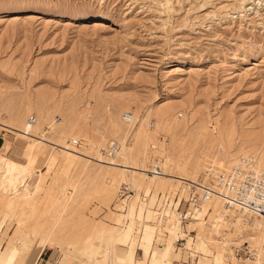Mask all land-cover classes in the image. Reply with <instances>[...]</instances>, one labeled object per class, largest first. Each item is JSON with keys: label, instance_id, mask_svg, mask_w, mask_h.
<instances>
[{"label": "rangeland", "instance_id": "rangeland-1", "mask_svg": "<svg viewBox=\"0 0 264 264\" xmlns=\"http://www.w3.org/2000/svg\"><path fill=\"white\" fill-rule=\"evenodd\" d=\"M125 112L149 114L138 136ZM70 139L80 147H68ZM111 141L132 168L164 170L125 211L113 208L122 171L99 153ZM239 156L264 168V0H0V264L11 249L13 264H102L92 260V246L106 242L98 233L121 228L131 203L135 260L151 229V264L154 249L176 237L174 216L162 230L153 211L181 191L179 178L209 183L218 198L201 225L187 224L194 232L183 249L175 245L173 264H194V256L215 264L225 242L224 264H256L248 244L237 259L231 251L241 213L222 218L224 171ZM33 171L41 178L32 188ZM131 242L120 245L124 253Z\"/></svg>", "mask_w": 264, "mask_h": 264}, {"label": "bare ground", "instance_id": "bare-ground-1", "mask_svg": "<svg viewBox=\"0 0 264 264\" xmlns=\"http://www.w3.org/2000/svg\"><path fill=\"white\" fill-rule=\"evenodd\" d=\"M168 3L169 2L166 1V3H164V6L167 5ZM96 27H97V25H96ZM132 116H133V119L130 122H126V123L131 125L135 121L137 122V125L135 126L134 129H135V136H138L139 133H140L139 131L144 126V123L147 121L146 119L148 118L149 114L145 115L143 119H140L139 117L135 118L133 113H132ZM36 124H37V118H36L35 125ZM156 124H157V122H156ZM19 133H21V132H19ZM22 134H24V133H22ZM19 137L26 138L23 135L22 136L19 135ZM27 137H28V135H27ZM148 137H149V139H148V141H149L151 138L155 137V133L151 132V134L148 135ZM130 150H131V147H126L127 153ZM122 153L123 152L121 151L120 155H119V158L117 160H120L121 158L124 159L125 160L124 165L115 164L114 162L117 161V160L112 161L110 163L106 162L105 164L108 167L109 166L110 167H114V169H116L118 171H122V181H123V183L124 184H131L134 187V189H135L133 191H140L141 188L143 186H145V185L147 186V188H149V187H151L153 185V183H154V181H155V179L157 177H160V176H161V178L164 177L163 176V173H164L163 168H161V167H159L157 165H155V167H154L152 172H148V173L144 169L143 170H137V169H134L135 167L132 168L131 167L132 165H130V163L128 161L129 160L128 156L124 155L125 153L124 154H122ZM129 154H130V152H129ZM70 159H73L74 161H78V162H81V163L83 161H86V162L89 161L87 159L86 155L73 154V155H71ZM102 162H103V160H102ZM121 163H122V161H121ZM262 169H264V168H262ZM107 171H109V170H107ZM35 173L36 172L33 171L30 174V180L33 181V183L30 186L32 188L34 186L36 187L37 182L41 178L40 174H35ZM225 173H227V169L224 171V174ZM224 177H225V175H224ZM185 181H189V180L183 179V178H179V179L176 180V183L178 182V185H179L181 183L183 184ZM3 186H4V188L7 189V191H9L10 187H9V185L7 183H5ZM134 194H135V192H134ZM224 194H225V192L222 195L220 194V198H222V201H223V195ZM217 198L218 197L215 196L211 200V202L209 203L208 207L211 210H213L212 205H213L215 199H217ZM238 212H240L241 214L238 216L239 218L237 217L238 218V220H237L238 225L237 226H239L241 231H240L239 238L237 240L233 241L235 243L231 242L230 246H233L231 251L235 252V249H239V248H236L235 246H238L240 244H242V245L248 244V246H249V247L247 246L248 248H253L255 251L257 249L256 254H255V255H257L256 258H255L256 261H257L256 264H264V216H255V217H258V218L262 219V220H258V219L255 220V218L252 215L247 214L245 212H241L240 210H237L236 208L225 210L224 207H223L222 218H224V222H225V219H230L233 213H238ZM211 213H212V211H211ZM134 214H135V205L133 203H131L130 206H129V210H128L127 214H125V216H124L123 226L121 228H117L116 227V229H113V230H108V229H102L101 228V231L98 233V238L101 239V240L105 239L104 241H106V242H105V245H102V246H97V245H93L92 246V249H93L92 250V252H93L92 260L94 262L102 263V264H146V261L148 260V258L150 256V243H151L152 231H151V229H148L144 233V241L142 242V247H144L143 248L144 249V256H143L142 259H140L138 262H136L135 256H136L138 240L140 238V234H139L140 233V228L136 224V222L134 221L135 220ZM247 218L251 219L250 221H252V223H251L250 230L251 231L254 230V232L258 234L257 237L254 236V234H253L254 232L251 233V231L248 228V225L244 224V222L246 221ZM128 220H130V223H128ZM125 221H127V222H125ZM222 222L223 221H221V219L217 218L216 225H214V227H217V228L221 227V225L219 226V224L222 223ZM190 223H192V222H190ZM192 225L193 226L194 225H201V223L188 224L189 228ZM232 226L234 228L235 224L232 225ZM103 228H104V226H103ZM173 228H174V231H175V234H176V237H175V239H176L177 235H179V233H181L182 229H181L180 225L178 227H174L173 226ZM167 234H168V232H167ZM168 235H166V236H168ZM180 235H182L181 237L184 238L185 241H187L188 236H185V234H182V233ZM160 236H162V237H160ZM166 236L163 233H161V234L158 233V237H160L159 239H161V240L165 239L164 237H166ZM130 238L132 239V242L129 243V249L126 251V253H124L123 249L120 248V245L121 244H128V241H129ZM96 239H94V243H96L95 242ZM175 239L174 240H167L168 242H166L165 246H162V247H160L157 250L154 249L153 255H152V258H151V264H173V261L175 259H179L180 253H177L176 250H175V242H176ZM157 242H155V245L158 246ZM139 244H141V243H139ZM159 244L161 245L162 243H159ZM198 246H199V244H198ZM203 247H201V248H203ZM227 247H228V243L225 242L223 244V246L220 248V251H219L218 255L214 256L215 264H224V259L226 257V253H227ZM203 250H204V248H203ZM254 250H253V252H255ZM228 251H230V250L228 249ZM42 252H40V253H42ZM206 253H207V251H206ZM16 255H17V250L16 249H11L9 254L7 256H5V258L2 257L1 262L6 263V264H13V262L15 261ZM252 256L254 258L253 254H252ZM234 259H237V257L234 256ZM194 260H195V256H194ZM17 261L19 262V260H17ZM205 261H206V259H205ZM252 263L250 262V264H252ZM254 263H255V261H254Z\"/></svg>", "mask_w": 264, "mask_h": 264}, {"label": "built area", "instance_id": "built-area-1", "mask_svg": "<svg viewBox=\"0 0 264 264\" xmlns=\"http://www.w3.org/2000/svg\"><path fill=\"white\" fill-rule=\"evenodd\" d=\"M133 116L129 112L123 114V120L130 122ZM36 123V117L30 116L29 125ZM55 123V121H54ZM80 140L70 139L67 146L79 148ZM121 144L117 141H111L99 151L101 156L107 160L114 161L119 158ZM224 209H234L243 211L252 216H264V169L260 167L257 159L251 156H239L235 164L226 173L223 179ZM181 191L175 195H166L163 198L161 206L153 211L154 223L162 230L170 226L169 220L173 215L176 222L180 225L185 236H189L194 231L185 232V227L189 222L205 221L210 208L211 200L217 195V191L212 185L205 182L185 181ZM134 191L128 184H121L116 195L115 208L118 211H125L134 197ZM148 197L142 196V201L147 202ZM167 231H163V234ZM162 237V236H160ZM184 238L179 237L175 245L181 249L184 245ZM159 244V243H158ZM235 249V256L238 257L244 250ZM246 258L252 259L250 249L245 247Z\"/></svg>", "mask_w": 264, "mask_h": 264}, {"label": "crops", "instance_id": "crops-1", "mask_svg": "<svg viewBox=\"0 0 264 264\" xmlns=\"http://www.w3.org/2000/svg\"><path fill=\"white\" fill-rule=\"evenodd\" d=\"M157 236H158V233H157ZM157 242V241H156ZM186 242V241H185ZM185 242H184V244H185ZM186 246V245H185ZM184 245H183V248L185 247ZM182 248V249H183ZM141 251V250H140ZM191 255H193V254H191ZM192 262H194V264H199V261H198V259H197V261H195L194 259H192L191 260Z\"/></svg>", "mask_w": 264, "mask_h": 264}]
</instances>
